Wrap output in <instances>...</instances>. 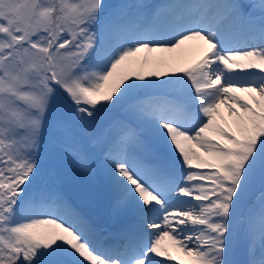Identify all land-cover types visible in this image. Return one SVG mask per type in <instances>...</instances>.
<instances>
[{
  "label": "snow or ice",
  "instance_id": "snow-or-ice-1",
  "mask_svg": "<svg viewBox=\"0 0 264 264\" xmlns=\"http://www.w3.org/2000/svg\"><path fill=\"white\" fill-rule=\"evenodd\" d=\"M118 107L93 168L76 130ZM46 129L102 175L114 244L41 182ZM239 243L264 264V0H0V264H238Z\"/></svg>",
  "mask_w": 264,
  "mask_h": 264
},
{
  "label": "rangeland",
  "instance_id": "rangeland-1",
  "mask_svg": "<svg viewBox=\"0 0 264 264\" xmlns=\"http://www.w3.org/2000/svg\"><path fill=\"white\" fill-rule=\"evenodd\" d=\"M109 0H105L107 2ZM247 3H254V4H259L260 0H247ZM47 132H50V130L46 129ZM51 151V150H50ZM62 152H58V156ZM49 157H46V162L45 165H50L52 166V161L54 159L53 155ZM66 160L63 162H59L57 166H55V169L52 171V174H54L55 179V184L59 185L62 190L65 192L66 196L68 197L69 200L72 198L74 200H79V203L84 206V202L88 203H93L97 204L99 201V198L97 196L100 195V191L102 189L101 183L99 184L94 183L92 186V190L88 189L85 184L82 181V176L81 175H76L74 176L73 174V167H76L74 164L72 158L66 154ZM95 177L98 179V176L95 175ZM85 186V187H84ZM256 188H259L258 182H256L253 185V194L255 195ZM195 203V202H193ZM249 205H252V201L248 202ZM246 209V208H245Z\"/></svg>",
  "mask_w": 264,
  "mask_h": 264
},
{
  "label": "trees",
  "instance_id": "trees-1",
  "mask_svg": "<svg viewBox=\"0 0 264 264\" xmlns=\"http://www.w3.org/2000/svg\"><path fill=\"white\" fill-rule=\"evenodd\" d=\"M137 2L138 0H114L113 1V5H115V4H118V3H135V2ZM59 111H61V112H63L64 111V109H61V110H59ZM258 193V192H257ZM253 194V192H251V195ZM256 195V194H255ZM254 199H251V201H253ZM255 206H257L258 207V204H256Z\"/></svg>",
  "mask_w": 264,
  "mask_h": 264
}]
</instances>
